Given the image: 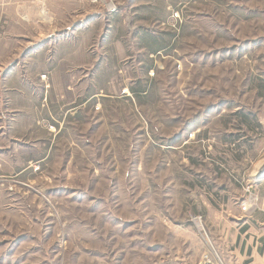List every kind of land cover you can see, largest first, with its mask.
Returning <instances> with one entry per match:
<instances>
[{
	"label": "rangeland",
	"instance_id": "374dc122",
	"mask_svg": "<svg viewBox=\"0 0 264 264\" xmlns=\"http://www.w3.org/2000/svg\"><path fill=\"white\" fill-rule=\"evenodd\" d=\"M263 170L264 0H0V264L225 260Z\"/></svg>",
	"mask_w": 264,
	"mask_h": 264
},
{
	"label": "crops",
	"instance_id": "0c3cea01",
	"mask_svg": "<svg viewBox=\"0 0 264 264\" xmlns=\"http://www.w3.org/2000/svg\"><path fill=\"white\" fill-rule=\"evenodd\" d=\"M249 193V213L232 214L228 224H219V248L227 254L225 264H264V170L257 174ZM242 203V202H241Z\"/></svg>",
	"mask_w": 264,
	"mask_h": 264
},
{
	"label": "built area",
	"instance_id": "2783aa9c",
	"mask_svg": "<svg viewBox=\"0 0 264 264\" xmlns=\"http://www.w3.org/2000/svg\"><path fill=\"white\" fill-rule=\"evenodd\" d=\"M247 191H249V193L251 192L249 187L247 188ZM251 199H254L253 196H250V200ZM250 200L248 202L242 203L241 210L244 213H249L252 210L253 205ZM201 264H225V263L223 259L220 257V255L216 252L214 246L211 245V247H209L206 251H204L202 255Z\"/></svg>",
	"mask_w": 264,
	"mask_h": 264
}]
</instances>
